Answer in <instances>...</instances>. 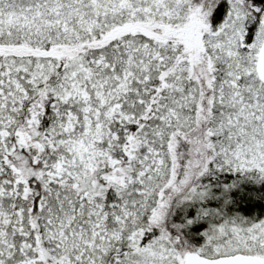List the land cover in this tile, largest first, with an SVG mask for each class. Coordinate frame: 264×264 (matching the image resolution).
<instances>
[{
	"label": "snow or ice",
	"instance_id": "1",
	"mask_svg": "<svg viewBox=\"0 0 264 264\" xmlns=\"http://www.w3.org/2000/svg\"><path fill=\"white\" fill-rule=\"evenodd\" d=\"M0 264H264V0H0Z\"/></svg>",
	"mask_w": 264,
	"mask_h": 264
}]
</instances>
